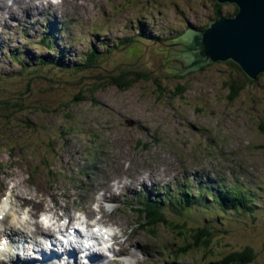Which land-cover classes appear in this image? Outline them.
<instances>
[{"label": "rangeland", "instance_id": "obj_1", "mask_svg": "<svg viewBox=\"0 0 264 264\" xmlns=\"http://www.w3.org/2000/svg\"><path fill=\"white\" fill-rule=\"evenodd\" d=\"M53 1L59 4L46 11L54 15L41 12L25 24L0 10V191L11 186L13 221L19 220V226L31 222L29 212L36 215L34 223L44 215L67 217L95 208L106 213L107 225L122 222L113 230L125 241L137 229L139 237L122 248H134L143 258H127L128 264H213L248 247L255 254L250 264H264V133L259 128L264 76L230 100L227 83H244L232 66L218 62L183 78L168 68L170 44L189 30L210 26L219 9L222 17H233L236 7L220 4L217 10L215 0ZM45 37L54 46L52 53L39 44ZM126 40L133 41L124 46ZM90 50L104 56L92 68L74 72ZM13 53L29 64L27 70L20 73ZM40 57L56 59L66 71L31 68ZM117 77L135 81L122 90L111 82ZM76 96L80 100L71 104ZM15 110L23 111L12 115ZM208 175L224 181L223 186L248 191L259 203L256 211L219 214L208 199L206 209L197 206L180 214L168 197L178 204L182 188L157 198L172 223L151 228L153 234L134 212L144 192L164 195L166 187L190 182L196 194L210 185ZM113 180L133 185L135 195L124 197L116 188L120 203L107 201V208L104 191H96ZM142 180L147 186L139 184ZM4 212L0 209V215ZM89 213L80 215L85 220ZM98 221L100 233L106 226ZM2 222L6 230L9 220ZM178 224L185 230L215 229L211 249L181 251L190 241L185 230L184 235L176 231ZM33 231L24 233L28 243L39 235ZM122 248L116 246L115 253Z\"/></svg>", "mask_w": 264, "mask_h": 264}, {"label": "trees", "instance_id": "obj_2", "mask_svg": "<svg viewBox=\"0 0 264 264\" xmlns=\"http://www.w3.org/2000/svg\"><path fill=\"white\" fill-rule=\"evenodd\" d=\"M217 2V0H215ZM217 10L218 7L221 5L217 2ZM238 9L236 8V13ZM235 13V14H236ZM221 12L220 9L217 11L216 15V20L221 18ZM208 26L202 28V31L206 30ZM141 31L143 28H140ZM144 34V30L140 37L144 38L142 35ZM133 40H126L125 42H122L124 46H128ZM40 46H44L50 50V52H53V44L48 41V37L42 38L41 41L39 42ZM112 49H108V53H111ZM12 62L18 63L20 65V73L28 69L29 64H27L25 61L22 60L21 55L18 53L15 54L13 53L12 55ZM104 56L103 53L99 54L96 50H90L85 53V56H83L80 61L78 62L74 72H79L84 70V68H92L99 59ZM226 64L232 66L233 68L236 69L237 72H239L243 78L244 83L243 84H238L237 82H231L230 84L227 83L229 86V89H231V96L230 100H233L234 97H237L241 90L245 87L247 83H254L252 80H250L241 70V68L234 64L233 62H227ZM35 67H31L35 70H39L45 67V69H58L59 71H66L65 68L62 65H59L58 61L56 59L52 60H47L46 58L40 57L39 61ZM211 65V64H210ZM206 65L202 66L201 68L205 67ZM74 69V68H73ZM177 75V74H176ZM178 75L180 78L184 77V72L179 70ZM264 76V75H262ZM260 76V77H262ZM260 77L257 79L259 80ZM256 80V81H257ZM135 81V80H133ZM132 80H124L122 77H117V78H111V82L113 85L119 87L122 90H129L132 85L134 84ZM80 100L79 96L75 97V101L70 102L71 104L77 103V101ZM16 106V105H14ZM23 110H15L12 112V115H17L21 113ZM67 117H70L69 114H67ZM12 119V116H10ZM260 131L264 133V123H261L259 126ZM207 182L210 185H207L206 187L200 186L197 189V193L194 194L191 190L189 185L192 184L190 182H186L183 186L181 185H176L174 187H169L167 189V195L170 193L184 189V192H181V198H177L178 204H176L175 200L172 198L168 197V202L170 206H172L177 212L182 214L183 210L192 209L196 208L197 206H200L201 209H206V206L208 204L207 200H210V205H215V207L220 209L219 214H239V215H247L251 211H256L257 207L259 206V203L256 202L250 195V193L246 190L241 189L238 185H235L233 187H228L223 186L224 181L219 180L216 177H213L212 175H208L206 178ZM193 182H195L193 178ZM177 188V189H176ZM166 196V195H164ZM256 204V205H255ZM177 206L181 208H177ZM165 211V204L160 201H147L146 204L144 205V210L139 213L141 216H145L148 220L147 224H145L146 228H154L155 226L159 224H171L172 222L164 219L166 216V213L163 212ZM186 226H176V231L180 235H184L182 230H185ZM186 237L189 238L190 244L187 246L186 249H182L184 253H186L188 250H210L211 249V243L213 240V237L215 234V229H211L208 226H198V227H192L189 228L188 230H185ZM151 234H153L151 232ZM183 253V254H184ZM255 259V254L252 248H245L243 251L240 252H232L226 256H224L222 259H219L216 262H213V264H250L253 262ZM176 264V263H173Z\"/></svg>", "mask_w": 264, "mask_h": 264}, {"label": "water", "instance_id": "obj_3", "mask_svg": "<svg viewBox=\"0 0 264 264\" xmlns=\"http://www.w3.org/2000/svg\"><path fill=\"white\" fill-rule=\"evenodd\" d=\"M217 2L234 5L238 11L212 22L204 31L189 30L179 43L170 44L168 68L181 70L185 76L204 65L233 62L256 81L264 75V0Z\"/></svg>", "mask_w": 264, "mask_h": 264}, {"label": "bare ground", "instance_id": "obj_4", "mask_svg": "<svg viewBox=\"0 0 264 264\" xmlns=\"http://www.w3.org/2000/svg\"><path fill=\"white\" fill-rule=\"evenodd\" d=\"M81 1L83 2L84 0H74L75 3L76 2L81 3ZM53 6H55V4L52 1H50V0H0V10L2 11V13L5 14V15L8 14L11 18L16 19V20H18L19 23H23V24H25V22H26V20L28 18L37 16L41 12H43V14H47L49 16L50 15H54V13H51L50 10L46 11V8H52ZM48 13H50V14H48ZM5 15H2V16H5ZM51 19L52 18H50V20ZM55 30L56 29H54L53 31H55ZM116 168H118V167H116ZM140 183L142 185L147 186V182L145 180L140 181L139 184ZM133 187H134L133 185H127L125 181L113 180L111 182H108V186L107 187L97 190L96 193L104 191V195H102V197H101L102 201L105 200L104 202H107V201H109V202H118L120 197L117 196L116 188L122 189V192H120V195L124 194V197H126V196H128L126 194H129V195L130 194H134L135 195ZM144 195H146L149 198V200H151V201H156L157 200V198L155 197L156 195L152 196L150 191L144 192ZM152 197H154V198L151 199ZM16 199H19V198H16ZM118 203H120V201ZM37 205H39V204H37ZM33 209H34V205H33ZM91 211L98 212L97 214L100 215L98 220H100V222H102L105 226L108 224V222L103 221V219H106V216H105L106 213L105 212H102V210L100 211V210H97L95 208H91ZM32 212H34V211H32ZM34 214L35 213L31 214V212H29V215L31 216V218H28V220H30L31 222H25L21 226H19V228H17V226L14 225V224H10L9 226H5L6 230L7 229L8 230L6 231V233L4 235L6 236V239L12 241V245H13V248H15V250L13 252L14 255L11 257V259H9L5 254L1 255L0 259L1 260L4 259L5 262L7 261L10 264H36L35 259L40 258L41 256H43V262L42 263L43 264H48V263H50L52 261V259H50V257L55 255V258H53V259L56 260L57 264H62V262H63V264H70V262L68 260L69 257L67 255H68V252L70 250H72V253H73L72 257L74 258V263H72V264H79L80 262H78L77 259H76L77 251L74 249L72 244H70L69 242L67 244H65L64 242L54 240L53 243L51 245H49V243H48L49 242V238L52 236L51 226L48 225L45 230L40 228L39 225H42L41 223L40 224L38 222H34L33 223V221H35V220L32 217L36 216ZM90 215L93 216V214L91 212L86 215L85 222L88 223L89 220L90 221L92 219L94 220V218H89ZM55 216H57V217H55ZM63 217H65V216H61L59 214L58 215L54 214L53 217H52L53 220H54L53 225L58 223ZM67 217L70 220L74 219V217L71 214V212H70L69 215H67ZM98 220H97V222H99ZM93 224H95V222ZM93 224L90 223V227L93 226ZM11 225H13V226H11ZM110 225L111 226H115L117 228H120V227L124 226L122 224V222L121 223H116L114 221ZM28 226H30V227H28ZM0 227H1V225H0ZM22 227H25V228L27 227V228L23 231V230H21ZM32 228H34V231L32 233H34V234H37V233L42 234L44 236L43 239H41L39 241H35L34 240L32 243H29V244L28 243H26V244L24 243L26 246L24 245L20 249V245L22 244V242H25L26 239L28 238V237H26L24 235V233H27L30 236ZM98 232L99 231H97L96 234L101 236L100 235L101 232L100 233H98ZM123 233H124V235H126L125 229L123 230ZM137 236L139 237L138 231H137V229H135L134 230V234L132 236L128 237L126 241L131 242L130 238L135 239ZM17 240H19V241L17 242ZM114 241H115V246H117V247L120 246L122 248L123 246L127 245V242L125 241L124 237H122L120 234L114 235ZM132 246L133 245L130 244L129 248L132 247ZM146 246L151 248L150 245H146ZM143 247L141 246V249ZM122 249H123L122 251L119 250V252H117L118 254H116L115 253V248L112 247V253L114 254V256H113V258H108L109 259L108 261H104V259H102L100 255H97L96 253H93V255H92L93 262L91 264H98V263L107 264L108 262H110V264H115V263L116 264H121V263L122 264H128V263L124 262V260L122 259L123 256L124 257L125 256H129V257L134 259L133 261H136V260L140 259V257L134 252V248L131 249V250L130 249L128 250V249H126L124 247ZM16 250H19L21 252H17ZM127 250H128V252H127ZM101 255L104 256V258H105L104 254L101 253ZM147 261L148 260H145V262H143V264H146V263L150 262V261L149 262H147ZM7 262H6V264H7Z\"/></svg>", "mask_w": 264, "mask_h": 264}, {"label": "flooded vegetation", "instance_id": "obj_5", "mask_svg": "<svg viewBox=\"0 0 264 264\" xmlns=\"http://www.w3.org/2000/svg\"><path fill=\"white\" fill-rule=\"evenodd\" d=\"M229 89V88H228ZM230 96H231V89H229V99H230Z\"/></svg>", "mask_w": 264, "mask_h": 264}]
</instances>
